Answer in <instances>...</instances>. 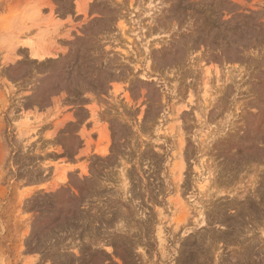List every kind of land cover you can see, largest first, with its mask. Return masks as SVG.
I'll return each mask as SVG.
<instances>
[{"label": "rangeland", "instance_id": "obj_1", "mask_svg": "<svg viewBox=\"0 0 264 264\" xmlns=\"http://www.w3.org/2000/svg\"><path fill=\"white\" fill-rule=\"evenodd\" d=\"M0 264H264V0H0Z\"/></svg>", "mask_w": 264, "mask_h": 264}]
</instances>
